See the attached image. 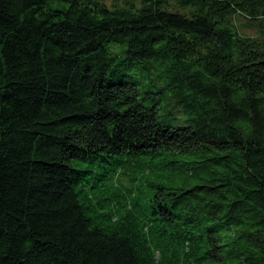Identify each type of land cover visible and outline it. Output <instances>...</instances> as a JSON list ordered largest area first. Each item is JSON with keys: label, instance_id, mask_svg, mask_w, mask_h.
<instances>
[{"label": "trees", "instance_id": "1", "mask_svg": "<svg viewBox=\"0 0 264 264\" xmlns=\"http://www.w3.org/2000/svg\"><path fill=\"white\" fill-rule=\"evenodd\" d=\"M0 264H264V0H0Z\"/></svg>", "mask_w": 264, "mask_h": 264}, {"label": "rangeland", "instance_id": "2", "mask_svg": "<svg viewBox=\"0 0 264 264\" xmlns=\"http://www.w3.org/2000/svg\"><path fill=\"white\" fill-rule=\"evenodd\" d=\"M107 3H111L113 0H105ZM248 33L250 34V35H252V36H254L255 35V32L253 31V30H248Z\"/></svg>", "mask_w": 264, "mask_h": 264}]
</instances>
